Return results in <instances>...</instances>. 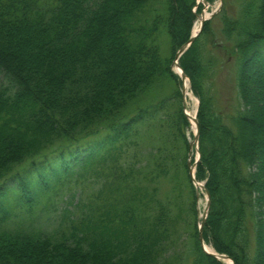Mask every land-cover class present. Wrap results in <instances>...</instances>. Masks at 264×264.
<instances>
[{"label": "trees", "instance_id": "1", "mask_svg": "<svg viewBox=\"0 0 264 264\" xmlns=\"http://www.w3.org/2000/svg\"><path fill=\"white\" fill-rule=\"evenodd\" d=\"M196 1L0 0V264H224L186 217L196 190L172 63ZM240 6L230 15L223 0L221 38L205 21L179 65L199 98L203 236L234 264H264V128L249 87L264 88V0ZM230 42L242 105L223 112L213 50ZM167 80L169 95L141 104ZM74 187L76 211L33 228L35 209Z\"/></svg>", "mask_w": 264, "mask_h": 264}, {"label": "rangeland", "instance_id": "2", "mask_svg": "<svg viewBox=\"0 0 264 264\" xmlns=\"http://www.w3.org/2000/svg\"><path fill=\"white\" fill-rule=\"evenodd\" d=\"M242 0H226V7L228 9V12L230 15H238V12L240 11V2ZM223 5V0H197L196 1V6L194 7L193 11L195 12V19L193 21V26L191 30V34H194L199 31L200 29V22L199 20L202 18V15H206L205 17L207 20H211L212 28L214 29V34L217 39L219 37L221 38V33H220V28L222 26L221 22V17L223 16V12L220 10L222 9ZM158 7H161L158 5ZM199 7V9H198ZM221 12V13H220ZM214 14V15H212ZM212 15V16H211ZM209 18V19H208ZM206 20V21H207ZM199 25L198 30L194 32L195 26ZM216 39V40H217ZM163 46H162V51L163 54H168L169 53V41L165 40L163 41ZM227 48L225 50L217 51L213 50L215 56L217 57V66H216V74H215V81H214V95H215V103L216 106L221 109V111L226 112V111H234L236 110L240 105H242L238 92H237V85H236V61L235 58L233 57L234 53V47H233V42L227 43ZM189 48V47H188ZM187 48V49H188ZM186 49V50H187ZM179 50V49H178ZM176 51L172 63V70L178 75V85L180 86V91L182 94V104H183V111L185 116L187 117L188 123L184 129L183 132L186 136V138L189 141V149L187 151V166H188V171L186 172L189 174L191 178V182L194 185V188L196 190V213L194 214H189L186 216L188 219L189 223V229L193 231L194 224L196 227H198V235L200 229L203 228L208 216L207 208H208V201H207V194L204 190V188H201L198 183H203L205 186V181L202 179H198L196 174V166L198 163V155H199V143L195 140V134L197 130V124L195 120L191 119L188 111L194 113L197 119V114H198V107H199V98L195 95L194 91L191 88V84L189 81V77L187 76L185 82L182 81L180 72L181 69L177 66L176 62L179 64L180 58L182 55L186 52V50L179 56L177 57V52ZM181 67V66H180ZM260 78V77H259ZM262 80V78H260ZM174 86H176L172 80H167L163 82V84L156 86L152 88L148 96L141 102L142 105L148 106V105H154L157 103V100H160L161 97H164L166 95H169L172 90L174 89ZM249 87L251 90L255 93V98L254 100L258 103L260 109L256 112V114H260L259 116H262L263 119V128H264V88L263 85L260 84H255L250 83ZM154 103V104H153ZM169 115V114H168ZM165 116L167 118H170L169 116ZM258 116L256 115V118ZM169 121V120H168ZM198 123V120H197ZM199 127V123H198ZM177 146L179 147H184L183 145V140L182 138L177 139ZM156 145H159L157 142ZM181 151V150H180ZM190 162V165H194L195 167L193 168V174L190 173V165L188 164ZM89 185H93L89 182ZM82 186V185H81ZM66 188H64L65 190ZM79 190L80 188L74 187L72 192L66 191L61 196L54 198L55 207L51 208L49 211H43L40 209H35L36 212V217L35 220L32 219V224L33 228H41L46 230L47 232H52L53 230H56L58 228V225L62 221V215L64 213L63 209L67 207L70 211H76V209L73 207L75 206L74 203L77 202V198H73L71 195L75 194L78 196L80 193ZM87 187L84 190V193H87ZM210 208V206H209ZM209 211V210H208ZM207 213V214H206ZM68 217H71L70 213H67ZM65 217V216H64ZM72 218V217H71ZM204 221V222H203ZM203 222V223H202ZM187 236V234H185ZM184 235H182V239L179 241V251L187 250L190 248L191 245V240L186 239L188 236L185 238ZM204 239V244L209 245L212 247V250L210 252H217L214 247L211 245V243H208L205 238ZM183 243V245H181ZM186 243V245H184ZM187 246V247H186ZM202 247V246H201ZM206 249V248H205ZM209 251V250H208ZM219 254H225V253H220ZM227 255V254H226ZM229 257V255H227ZM222 263L225 264L223 261Z\"/></svg>", "mask_w": 264, "mask_h": 264}, {"label": "water", "instance_id": "3", "mask_svg": "<svg viewBox=\"0 0 264 264\" xmlns=\"http://www.w3.org/2000/svg\"><path fill=\"white\" fill-rule=\"evenodd\" d=\"M212 15H214V14H212ZM211 15V16H212ZM209 19V18H208ZM207 20V18L205 17V15H202V18H201V21H200V29H199V31L198 32H196V33H194V34H192L191 35V37L189 38V40L185 43V44H183L180 48H179V50H178V52H177V57H179L190 45H191V43L194 41V39L199 35V33L201 32V30H202V28H203V26H204V23H205V21ZM176 64H177V66L181 69V72H180V76H181V79H182V81L183 82H185V80H186V78H187V76H186V74L184 73V71H183V69L180 67V65L176 62ZM193 120H195V122H196V124H197V130H196V134H195V140L199 143V127H198V123H197V119H196V116H194V118H193ZM199 158H200V153H199V155H198V160H199ZM188 164L190 165V162H188ZM195 166L194 165H190V173L191 174H193V168H194ZM199 184V186L201 187V188H204V190L206 191V194H207V203H208V208H207V212H208V210H209V206H210V195H209V193L207 192V190L205 189V186H204V184L203 183H198ZM207 214V213H206ZM204 222V221H203ZM202 222V223H203ZM203 232H202V229H200V231H199V241H200V244H201V246H202V248L204 249V251H206L207 253H209V254H211V255H213L217 260H219V261H221V262H223L224 260H225V258H230V257H228L226 254H219V253H217V252H210V251H208L207 249H205V245H204V239H203ZM231 259V258H230ZM232 260V259H231ZM233 261V260H232ZM233 264H234V262H233Z\"/></svg>", "mask_w": 264, "mask_h": 264}, {"label": "bare ground", "instance_id": "4", "mask_svg": "<svg viewBox=\"0 0 264 264\" xmlns=\"http://www.w3.org/2000/svg\"><path fill=\"white\" fill-rule=\"evenodd\" d=\"M205 16H206V15H205ZM200 21H201V19L199 20V22H200ZM198 28H199V25H196V26H195V29H194V32H195L196 30H198ZM188 113H189L191 119H193L194 116H195L194 113H192V112H190V111H188ZM204 245H205V248H206L207 250H209V251L212 250V247H211V246L206 245V244H204ZM224 262H225V264H233V261H232L230 258H225Z\"/></svg>", "mask_w": 264, "mask_h": 264}]
</instances>
